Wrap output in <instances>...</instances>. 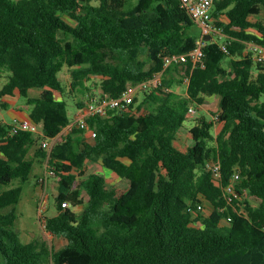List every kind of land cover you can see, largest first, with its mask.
Returning <instances> with one entry per match:
<instances>
[{
	"label": "trees",
	"instance_id": "obj_1",
	"mask_svg": "<svg viewBox=\"0 0 264 264\" xmlns=\"http://www.w3.org/2000/svg\"><path fill=\"white\" fill-rule=\"evenodd\" d=\"M213 15L224 41L206 40L195 66L175 62L189 79L181 94L165 59L188 55L199 38L181 0H0V95L18 90L42 130L0 124V186L19 180L0 187V264H264V62L245 52L248 41L264 45V0H214ZM66 64L73 96L86 95L92 76L113 97L161 71L162 84L82 128L64 98ZM211 95L220 96L219 118L199 115L184 142L190 107ZM81 99L79 110L91 98ZM72 121L65 139L43 146ZM89 129L94 141L76 142ZM218 157L219 181L208 168ZM96 158L115 183L98 172L81 179ZM36 159L56 171L58 213L45 227L67 239L58 249L24 242L14 228ZM232 180L240 198L230 203Z\"/></svg>",
	"mask_w": 264,
	"mask_h": 264
},
{
	"label": "rangeland",
	"instance_id": "obj_2",
	"mask_svg": "<svg viewBox=\"0 0 264 264\" xmlns=\"http://www.w3.org/2000/svg\"><path fill=\"white\" fill-rule=\"evenodd\" d=\"M252 18L255 20L258 17L252 16ZM189 32L195 36H200L202 33V28L198 23H194L190 28ZM215 40H218L219 42L224 41V37H221L219 35H214ZM229 59H225L224 63H227ZM177 63H172V70H171V76L175 78V85L173 86V89L181 94L186 93V82L185 79L183 80V77L185 75V68L186 65H180V68L177 70L175 69V66ZM60 77L63 81V84L65 86V94L64 98L68 102V113L73 121L77 118V113L79 109L77 108V102L82 100L81 98H84L86 101L87 98L92 97H99L101 95V80L102 77L100 76H92L91 79L88 81V84L90 86V90L86 91V95L84 96H73L75 95L73 92L71 93V83L73 80L72 73H71V67L69 65H65L62 72L60 73ZM7 77H0V89L3 87V85L6 83ZM39 91L35 89V91H32V95H35ZM58 93V92H57ZM58 96H62L60 93L57 94ZM19 101L17 103L13 104V101L9 102L8 108L3 107L2 103L4 98L0 95V119H4V121L8 122L7 124H12L14 122L13 115L8 110L9 108L19 109V108H28L30 107L26 99L19 96ZM138 98L137 103H140L142 101L143 95L138 94L136 96ZM15 97L14 99H16ZM137 106V105H136ZM196 108V107H195ZM220 108V96H206L205 101V107H203L201 110L196 109V113L194 115H190L189 119L186 120L184 123L182 132H181V139L184 142L191 143V140L187 139V130L191 128L193 125L196 124V118L204 114L208 118H216L215 116L218 114ZM217 120V119H216ZM2 120L3 123H6ZM72 123L65 127L61 134L56 138L55 141H61L65 139V136L71 131ZM222 123L217 121L214 128V133L217 134L221 129ZM76 142H78V138L81 137L82 141H94V137L92 136V130L89 129L86 132H84L81 135H77ZM55 141H52L51 144L53 145ZM52 147V146H51ZM51 147H48L50 149ZM50 164L48 161L36 159L35 164L33 166V169L30 173V176L28 180H26L23 185V192L22 197L20 201L16 204V213H17V219L15 221L14 228L19 232L21 239L24 242H30L35 239H41L45 240L53 249H58L62 246H64L67 242V239L63 236H56L53 233H51L46 227H45V221L47 217L55 216L58 213V208L56 204V193L57 188L53 187V184L55 181H57L56 175L49 174V167ZM86 168H87V174L84 177H81V179L84 180L91 172H98L104 176H106L107 181L109 184H113L117 181V175L116 174H110L106 173L101 158H96L92 160H88L86 162ZM46 179L47 182L44 186L41 185V180ZM19 180H14L13 183L9 186L2 185L0 186L3 188H9L12 185H18ZM252 202L256 203L254 199H251ZM45 207L41 209L43 206ZM75 209L80 213L83 210V206L80 205L78 207H75ZM210 206L208 205V212L210 211Z\"/></svg>",
	"mask_w": 264,
	"mask_h": 264
},
{
	"label": "built area",
	"instance_id": "obj_3",
	"mask_svg": "<svg viewBox=\"0 0 264 264\" xmlns=\"http://www.w3.org/2000/svg\"><path fill=\"white\" fill-rule=\"evenodd\" d=\"M183 6L191 13L196 23H198L202 28V33L197 40V47L191 51L188 55H174L168 56L165 59V68L172 65L174 62H179L182 59L187 57L192 61V64L195 66L198 63L203 61L204 51L203 45L206 42V36L210 35L211 38L214 35H221L222 37L226 36L223 28L218 26L216 23L217 19L213 15L214 0H181ZM223 48H227L226 43H223ZM245 52L252 54L253 58L257 62H264V45L257 43L255 41L246 42ZM163 72L154 74L152 77L136 82L130 83L123 93L118 97L110 96L109 94H102L99 97H92L86 105L78 111L76 122L80 127L85 128L87 124V117L90 115H100L106 116L110 109L112 108H129L134 97L138 94H142L145 91L153 90L154 88L159 87L162 84ZM188 77L185 78V82L188 83ZM196 113V108L191 106L189 109V115H194ZM215 119L219 118L217 114ZM0 120V124H2ZM14 128H20L23 130H28L32 132H41V127L38 122L32 119L30 116L23 117L21 119L15 118L14 122L11 124ZM92 136H96V132L92 130ZM43 146L48 148L51 147L50 139H46L43 142ZM208 168L212 171L213 176L216 180L219 181L222 172H221V161L220 158H212L208 161ZM49 174L55 175L56 171L54 168H49ZM47 180L44 178L41 180V185L44 186ZM225 196L228 199V202L232 203L234 198H240L235 186V181L232 180L224 186ZM67 203H64V206ZM45 205L41 208L43 209ZM230 220V219H229ZM49 264H53L50 262Z\"/></svg>",
	"mask_w": 264,
	"mask_h": 264
},
{
	"label": "crops",
	"instance_id": "obj_4",
	"mask_svg": "<svg viewBox=\"0 0 264 264\" xmlns=\"http://www.w3.org/2000/svg\"><path fill=\"white\" fill-rule=\"evenodd\" d=\"M222 19L224 20V21H227L228 20V18H227V16L226 15H223V17H222ZM253 19V18H252ZM254 20V19H253ZM20 96V93H19V91L18 90H16L15 92H14V94H6V95H3L2 97L4 98V100H3V103H2V106L3 107H5L6 106V108H8V105H9V102L10 101H13V104L14 103H17L19 100V97ZM211 96H216V95H211ZM15 97H17L16 99H14ZM205 101H206V99H205ZM203 107H205V103H204V105H203ZM10 112H11V114L13 115V118H18V119H21V118H23V117H28V116H30V114H29V111H30V108L28 107L27 109L26 108H24V109H22V108H19V109H14V108H9L8 109ZM0 120H3L4 121V119H0ZM4 122H6V121H4ZM6 123H8V122H6ZM222 127V126H221ZM59 136V135H58ZM57 136V137H58ZM56 137V138H57ZM56 138L53 140V141H55L56 140Z\"/></svg>",
	"mask_w": 264,
	"mask_h": 264
},
{
	"label": "water",
	"instance_id": "obj_5",
	"mask_svg": "<svg viewBox=\"0 0 264 264\" xmlns=\"http://www.w3.org/2000/svg\"><path fill=\"white\" fill-rule=\"evenodd\" d=\"M206 39H207V40L211 39V36H210V35H207V36H206Z\"/></svg>",
	"mask_w": 264,
	"mask_h": 264
}]
</instances>
